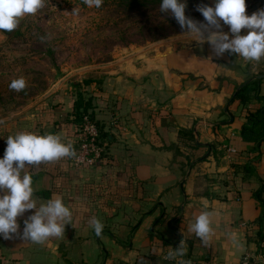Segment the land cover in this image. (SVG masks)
Masks as SVG:
<instances>
[{"label":"crops","instance_id":"obj_1","mask_svg":"<svg viewBox=\"0 0 264 264\" xmlns=\"http://www.w3.org/2000/svg\"><path fill=\"white\" fill-rule=\"evenodd\" d=\"M260 9L264 3L249 15ZM259 73L264 59L217 58L206 39H191L128 60L99 81L54 92L22 132L56 134L74 149L78 134L71 118L81 92L96 106L108 155L81 170L71 157L26 167L38 202L59 196L73 210V223L62 237L42 244L15 234L0 237V264H175L167 252L181 240L190 264H240L257 255L264 244V142L258 155L242 128L248 112L262 104L227 105ZM258 93L264 97V79ZM5 147L0 141V157ZM192 161L198 163L192 167ZM34 211L17 217L18 232ZM203 211L212 213L207 246L188 230ZM92 215L104 224L99 237L87 225Z\"/></svg>","mask_w":264,"mask_h":264},{"label":"rangeland","instance_id":"obj_2","mask_svg":"<svg viewBox=\"0 0 264 264\" xmlns=\"http://www.w3.org/2000/svg\"><path fill=\"white\" fill-rule=\"evenodd\" d=\"M159 3L103 0L97 9L83 0H45L36 14L21 19L10 38L0 34V141L22 132V124L57 90L99 81L128 60L147 59L167 44L198 38L184 34L169 13L159 11ZM263 3L246 0V14ZM198 4L211 6V0H187L185 14L204 22ZM74 8L77 15L71 13ZM19 77L26 87L17 92L8 84Z\"/></svg>","mask_w":264,"mask_h":264},{"label":"clouds","instance_id":"obj_3","mask_svg":"<svg viewBox=\"0 0 264 264\" xmlns=\"http://www.w3.org/2000/svg\"><path fill=\"white\" fill-rule=\"evenodd\" d=\"M102 2L83 0L86 7L97 9ZM44 3L45 0H0V30L16 29L22 18L36 14ZM186 6L187 0H160L159 11L169 13L185 30L184 34L199 38L195 40L206 39L211 56L219 58L228 53L238 54L245 61L264 59V9L249 15L246 14V0H211V6L197 5L196 10L204 18V22H197L186 16ZM78 12L74 8L71 13L77 15ZM224 25L228 26V32L222 30ZM242 29L247 30L246 34H240ZM8 87L19 92L26 87V81L19 77L11 80ZM75 156L72 145L62 142L56 134L18 132L6 138V147L0 157V237L9 239L15 234L25 241L42 244L49 238L64 235L65 226L73 223V210L55 195L38 202L34 197L32 176L25 169L29 165ZM32 209L35 211L24 219L23 229L18 232L17 217ZM211 216L209 211L201 212L188 229L204 246L209 244L213 234ZM87 225L97 237L101 236L104 224L95 215L88 218ZM229 239L234 240V236L229 234ZM184 256L183 240L167 252V258L175 260V264H190Z\"/></svg>","mask_w":264,"mask_h":264},{"label":"trees","instance_id":"obj_4","mask_svg":"<svg viewBox=\"0 0 264 264\" xmlns=\"http://www.w3.org/2000/svg\"><path fill=\"white\" fill-rule=\"evenodd\" d=\"M262 74L264 73L253 75L250 77L249 80ZM260 82L261 81H252L249 84L245 85L244 87H242L237 91L234 99V101L239 102V104L243 105L244 107H247L252 99L257 100L262 104L258 110H255V112L251 110L248 112L247 121L242 128V138L245 141L254 143L253 151L258 153V155L260 154L261 144L264 142V97L260 96L258 93V85ZM88 83L89 81H85L76 84L74 86L77 87L80 86L81 84L87 85ZM95 109L96 106L94 105L92 98L85 96V94L81 92H78L76 95V99L74 101V109L72 112L71 122L75 125L77 134H79L81 129L83 114H88L90 118L95 121L96 125L99 128L101 138L104 139L106 136V132L104 131L103 125L99 124L95 120V113H96ZM188 137L190 138V141H192V147L195 148L196 146L193 143L194 141L193 133L191 132L188 135ZM240 154L241 153L239 154L237 153V156L236 155L235 156L238 157V155ZM107 155H108V151H107ZM235 156H233L234 158L232 159V166L237 165ZM197 163H198L197 161H192L190 163V166L194 167Z\"/></svg>","mask_w":264,"mask_h":264},{"label":"built area","instance_id":"obj_5","mask_svg":"<svg viewBox=\"0 0 264 264\" xmlns=\"http://www.w3.org/2000/svg\"><path fill=\"white\" fill-rule=\"evenodd\" d=\"M74 150L76 156L70 158V163L72 167L78 170L102 164L107 155L105 138H101L98 126L88 114H83L81 129ZM229 152L235 153L232 149H229ZM240 264H264V244L260 246L257 255L244 258Z\"/></svg>","mask_w":264,"mask_h":264},{"label":"water","instance_id":"obj_6","mask_svg":"<svg viewBox=\"0 0 264 264\" xmlns=\"http://www.w3.org/2000/svg\"><path fill=\"white\" fill-rule=\"evenodd\" d=\"M20 23H21V21H20ZM20 23H19V25H20ZM19 25H18V27H17L16 29H13V30H11V31H8V30H0V34L3 35L5 38H10V37H11V36L17 31V29L19 28ZM170 51H171V49L168 50V52H170ZM165 55H166V53L159 54V55H157V56L159 57V56H165ZM262 79H264V74H262V75H258V76H256V77L252 78L251 80H248V81L245 82L243 85L239 86V87L235 90V93H234V95L232 96L231 100L229 101L227 107H228V106L234 101L235 96H236V93H237V91H238L239 89H241L242 87H244L245 85L249 84V83L252 82V81H261ZM225 112H227V108L225 109ZM194 133H195V135H197V129H196V127L194 128ZM196 142L198 143V141H196Z\"/></svg>","mask_w":264,"mask_h":264}]
</instances>
